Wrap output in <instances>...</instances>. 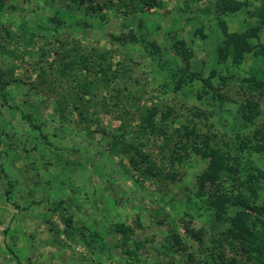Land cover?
Listing matches in <instances>:
<instances>
[{"label": "rangeland", "instance_id": "obj_1", "mask_svg": "<svg viewBox=\"0 0 264 264\" xmlns=\"http://www.w3.org/2000/svg\"><path fill=\"white\" fill-rule=\"evenodd\" d=\"M209 1L162 0L148 13L124 16L107 12V20L101 24L88 20L86 26H74L66 19L58 22L57 9L48 7L43 0H2L0 44L6 53H0V67H13L16 81L6 92L7 101L0 99V264H186V254H197L198 259L209 247L210 238L230 228L236 212L227 195L235 193V180L244 181V175L228 171L223 175L226 181L219 183L220 217L212 204L215 194L199 195L196 179L210 166V155L214 153L221 155L227 165L241 167L245 175L259 178L264 168V142L259 132L253 138L254 127L243 128L218 107L228 99L219 102L217 97L231 98L242 91L237 82L247 76V71L243 66L230 76L235 83L223 84V78L229 76V66H217L215 62L212 30L217 14ZM205 7L212 8L209 15L203 12ZM237 15L245 18L240 12ZM237 22L231 20L228 30L244 28L242 24L239 28ZM130 32L136 41L123 47L113 45L118 50L111 54V70H124L128 79L110 82L107 92L94 88L96 97L84 96L79 110L73 109L71 100L75 87H68L63 80L57 78L53 90L39 93L30 84L37 80L40 66L49 69L50 82L57 73L56 66L47 67L54 55H42L45 49L53 54L55 40L73 38L86 51H111L110 38ZM171 38L184 43L185 57L171 49ZM12 52L13 57L9 55ZM182 70L189 77L184 85L185 73L179 75ZM207 79L211 81L208 86L204 82ZM60 84L68 89L58 93L55 88ZM122 86L139 97L140 104L173 106L184 114L180 122L191 117L187 113L191 108L203 113L194 120L201 133H213L214 138L207 136V141H198L190 148L182 162L174 166V180L135 181L138 176L128 171L126 161L107 151L113 134L118 136L119 125L115 120L119 110L109 102ZM67 90L69 103L58 111L54 102ZM83 102L86 103L81 105ZM212 104L220 117L213 112ZM80 111L87 112V120H79ZM26 115L33 125H39V131L25 119ZM152 148L146 144L147 152ZM8 184L12 188L7 195ZM252 189L258 196L256 205L264 209L263 191L257 185ZM62 207L72 216L75 229L85 227L88 232L100 233L104 240L87 246V231L83 235L73 231L67 236ZM260 220L251 230L259 229L264 234V217ZM117 223L131 227V240H145L135 261L128 260L116 247L120 235L113 226ZM184 226L201 229L206 235L200 245L193 238H181L182 245L174 251L170 248V231L177 230L184 236ZM225 254L232 256L228 247Z\"/></svg>", "mask_w": 264, "mask_h": 264}, {"label": "trees", "instance_id": "obj_2", "mask_svg": "<svg viewBox=\"0 0 264 264\" xmlns=\"http://www.w3.org/2000/svg\"><path fill=\"white\" fill-rule=\"evenodd\" d=\"M43 1L48 7L57 9L60 17L57 19L58 22L61 23L62 19H66L70 22L69 24L74 26H86L88 20L99 24L106 21L107 12L120 13L124 16L136 12L148 13L150 8L160 6L162 0ZM211 2L214 4L215 13L217 14V20L212 30L216 40L214 44L215 62L217 66L221 64H228L229 66V68H226L229 76L223 78V84L226 85L228 81L229 84L235 83V80L231 79L230 76L243 66L246 67L247 71V76L237 82L238 88L242 89V91L231 98L217 97L219 102L228 99L223 106L220 104L218 107L226 111V114L230 115L237 124H241L243 128H247V126L254 127L256 132L253 134V138H256L257 132H259V139L264 142V34H262L264 31V0L255 3L249 0H210L209 3ZM211 10L212 8L205 7L203 12L209 15ZM3 11L4 3L0 0V17ZM238 12L243 14L245 18H238ZM78 14L82 17L78 16ZM231 20L238 21L239 28L241 24L244 25V28H240L239 31L228 30V24ZM50 21H54V19ZM39 28L46 30L44 25L39 24ZM195 33L197 32L195 31ZM6 35L9 36L8 31H6ZM110 41L112 44L111 51L96 50V48L86 51L85 46L77 39L63 38L55 40L57 46L53 49V54L45 49L42 51V55H46L45 52L49 53L48 55L50 56L54 55L47 67L56 66L58 68L57 73L53 75L54 78L50 82L47 79L49 69L45 70L43 66H40L36 75L37 80H34V83L30 82V84L39 93L53 90V83L57 78L58 80H63L68 87H75V96L71 100L73 109L79 110V103L84 101V96L92 95V97H96L93 92L94 88L103 89L107 92V86L110 82L115 79L123 80L124 82L128 79L127 75H124V70H111L113 65V56L111 57V54L118 50V47L115 48L113 45L123 47L132 44L136 41L135 35L130 32L129 35L124 37L112 36ZM170 41L171 49L176 50V55L185 57L187 49L184 43L175 38H171ZM4 49V45L0 44V53H6ZM154 50L156 49L154 48ZM9 55L13 57L14 53L12 52ZM184 73L185 71L182 70L179 75H184ZM93 75L97 77L91 79ZM188 78V73L186 72L182 78L183 85ZM97 79L102 82L101 85L98 84ZM15 81L13 67H0V99L2 101H7L6 92ZM204 82L208 86L211 81L207 79ZM59 87L55 88L58 93L62 91L61 89H68L67 87L65 88L64 84H60ZM68 93L67 90V93L55 100L54 103L58 111H63L65 104L69 103ZM116 93L118 95L114 96L112 98L113 101L109 103L111 107L119 110L115 115V120L119 123L116 130L118 136L113 134V141L107 151L120 159V161H126L128 171H131L130 173H133V176H138L134 178L135 181L150 179H158L160 181L174 180V166L176 163L182 162L189 153L190 148L194 147L198 141H207V136L214 138L213 133L206 135L207 132H200V127L194 118L196 116L203 117V113L195 107L187 111L192 118H186L180 122V117L184 114L178 113L177 109L171 105L162 106L155 102H150L149 106L140 104V98L131 94L125 86H122L121 89L117 88ZM131 99L134 100V103ZM208 100L210 101V99ZM85 103L83 102L81 105ZM212 110L213 112L217 110L213 104ZM78 114L80 121L87 120V112L82 113L80 111ZM216 114L220 117L221 113L217 112ZM25 119L29 123H33L30 116L26 115ZM90 121L92 122V119ZM33 128L37 131L40 130L39 125L36 124L33 125ZM147 143H150L155 153L152 150L149 151L150 153L147 152ZM210 157V166L207 167L201 176L197 177L196 187L199 195H206V193L215 194V200L212 204H214V212L217 217L222 215L220 209L222 205L219 204L222 199V189L219 183L226 181V179L222 180L225 172L228 171L231 175L234 173L244 175L246 179L244 181L236 179L235 181L238 184L235 190L236 194L231 192L227 195L228 200L232 198L233 204H230V206L236 212L235 217L230 221V228L216 237L210 238L209 247L205 248V253L200 255L198 259L196 258L197 254H186V264H264V234L259 229L251 230L252 225L256 221L260 224V218L264 217V209L256 205L255 198L258 196H256L255 190L252 189L253 185H257V188L264 193V168L259 171V178H257L251 174L245 175L241 167L232 166L229 163L227 165V161L225 162L222 156L217 153L210 155ZM260 181H262V184L259 183ZM8 186L9 189L5 192L7 195L11 193L10 189L12 188L10 184ZM62 210L65 214L62 219L65 228L64 233L69 236L73 231H77L83 235L87 229L85 227L75 229L72 226V216L68 214L66 208L62 207ZM250 217L253 219L251 220ZM113 231L120 235L116 247L120 249L121 254L128 260L135 261L138 250L145 245V240H131L133 231L131 227L123 223L115 224ZM183 235L181 236L177 230L170 231L169 238L172 244L170 248L172 250L177 251L176 247L182 245L181 238L186 237L193 238L200 245L206 234L201 229L194 230L189 226H184ZM102 240L104 238H102L100 233L88 232L86 245L93 246ZM227 247L229 254L232 256L225 254ZM129 264L134 263L131 261Z\"/></svg>", "mask_w": 264, "mask_h": 264}]
</instances>
